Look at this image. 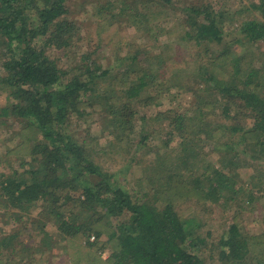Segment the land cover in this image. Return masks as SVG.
<instances>
[{
  "label": "trees",
  "instance_id": "16d2710c",
  "mask_svg": "<svg viewBox=\"0 0 264 264\" xmlns=\"http://www.w3.org/2000/svg\"><path fill=\"white\" fill-rule=\"evenodd\" d=\"M147 4L143 1V9L135 14L125 5L115 15L135 20L141 15L148 21V13L144 14ZM252 8L262 19L242 22L238 26L242 38L231 45L264 40V0H253ZM180 9L190 43L210 46L224 42V11L215 10L206 0ZM68 13L69 0H0V89L8 94V102L0 107V118L18 119L23 128L36 133L0 152L1 203L20 227L0 238V251L20 243L32 256L29 242L18 240L26 228L43 235L39 251L45 250L44 246L54 249L59 243L67 255L66 264L104 263L99 258L104 251L108 264H206L193 248H204L208 242L194 235L190 220L177 211L173 198L162 197L160 205L150 198L133 197L94 159L92 140L81 138L70 127L72 117L86 119L101 111L111 135L118 142L129 141L136 128L135 102L158 77H164L163 72L127 70V77H114L113 85L118 87L112 85L109 95L100 93L98 80L111 76V69L92 59L91 52L83 53L81 64L71 70L61 68L53 57L55 51H62L72 59L68 52L80 40L78 24L67 18ZM211 55H203L197 74L219 92L223 114L235 120L228 126L232 134L240 132L237 121L241 116L254 120L252 126L243 128L242 137L252 143L253 151L264 155V70L256 67L254 60L245 66L244 56L235 54L229 44ZM210 104L214 103L201 97L198 117L171 110L167 119L183 139L200 134L198 129L214 137L215 132L224 133V124L213 130L209 127L206 115ZM212 175L209 186L199 192L204 198L214 197L229 186V178L220 170ZM248 196L254 199L253 190ZM34 208H40L36 218L31 215ZM46 222L52 223L59 239L46 230ZM257 238L245 237L236 223L231 224L220 238V257L240 263L256 259L252 251L264 257V233ZM259 262L264 263V259Z\"/></svg>",
  "mask_w": 264,
  "mask_h": 264
},
{
  "label": "rangeland",
  "instance_id": "374dc122",
  "mask_svg": "<svg viewBox=\"0 0 264 264\" xmlns=\"http://www.w3.org/2000/svg\"><path fill=\"white\" fill-rule=\"evenodd\" d=\"M143 1L148 2L144 11V14L148 13V21H143L141 15L137 20L132 16L126 19L125 16L118 18V13L115 15L125 5L135 10L134 14L140 12L144 7L140 6ZM198 1L202 0H69L67 18L76 21L81 37L68 52L72 59L69 60L62 51L54 52L53 57L61 68L79 66L82 54L91 52L92 59L103 68L111 69V76L98 80V91L108 95L112 92L114 79L127 77V70L151 68L158 74L163 72L164 76L158 77L136 100V128L129 141L118 142L111 135L101 111L86 119L72 117L70 127L81 138L92 140V148L96 149L94 159L113 173L133 197L150 198L160 205L164 203L163 198H173L177 211L190 220L194 235L208 242L204 248H193L206 264H264L259 262L264 257L253 251L256 259L244 263L220 257V238L231 224L236 223L245 237L257 238L264 233V155L253 151L252 143L242 137L243 128L252 126L254 120L241 116L237 121L240 132L232 134L228 126H233L235 120L223 114L224 101L219 92L212 85L207 86L206 80L196 72L205 53L214 56L228 44L235 54L244 56L245 66L254 60L256 67L264 70V40L255 44L239 42L231 45L240 36L242 38L238 31L242 22L262 18L259 11L252 8L253 0H206L215 10L225 12V39L222 44L195 45L185 34L187 28L180 8ZM114 22L115 25H109ZM133 78L131 75L130 79ZM7 96L0 89V107L8 102ZM201 97L214 103L208 105L206 121L210 122L209 127L213 130L224 124V133L215 132V136L209 138L197 127L200 134L183 139L170 125L167 112L181 111L198 117ZM23 126L18 119L0 118V152L22 141V138L35 136L36 133ZM31 142L35 140L32 138ZM215 170L226 174L229 186L214 197L204 198L199 192L209 186L208 179L212 178ZM201 182L203 184L199 185ZM252 190L254 199L250 200L248 195ZM39 209L31 211L33 218L38 216ZM6 213L0 198V238L20 229ZM30 224L27 225L29 228ZM45 228L53 239H59L51 222H46ZM37 232L25 228L18 235V240L29 242L33 247L32 256L20 243H16L14 247L2 248L0 264H66L67 255L59 243L56 244L58 248L55 245L54 249L46 246L45 250L37 249L43 237ZM99 255L104 262L101 264H108L107 251Z\"/></svg>",
  "mask_w": 264,
  "mask_h": 264
},
{
  "label": "built area",
  "instance_id": "2783aa9c",
  "mask_svg": "<svg viewBox=\"0 0 264 264\" xmlns=\"http://www.w3.org/2000/svg\"><path fill=\"white\" fill-rule=\"evenodd\" d=\"M94 238H95L94 235H92V236H91V240H94Z\"/></svg>",
  "mask_w": 264,
  "mask_h": 264
}]
</instances>
